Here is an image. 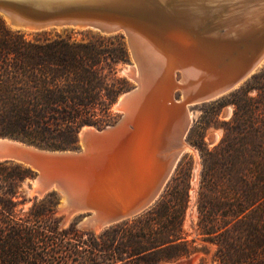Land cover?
Masks as SVG:
<instances>
[{
	"label": "trees",
	"instance_id": "1",
	"mask_svg": "<svg viewBox=\"0 0 264 264\" xmlns=\"http://www.w3.org/2000/svg\"><path fill=\"white\" fill-rule=\"evenodd\" d=\"M82 36L42 30L27 38L0 17V136L71 149L83 125L101 128L114 119L112 104L130 88L116 70L129 61L123 36ZM225 105L232 114L219 121ZM201 106L186 136L200 157L197 238L187 239L183 230L191 188L187 154L156 202L98 233L80 231L74 222L60 228L54 191L17 209L25 199L19 187L33 172L4 160L0 264H162L195 253L202 254L200 264L208 255L211 264H264V65ZM212 126L222 133L208 147L204 136Z\"/></svg>",
	"mask_w": 264,
	"mask_h": 264
},
{
	"label": "water",
	"instance_id": "2",
	"mask_svg": "<svg viewBox=\"0 0 264 264\" xmlns=\"http://www.w3.org/2000/svg\"><path fill=\"white\" fill-rule=\"evenodd\" d=\"M29 5L32 7H17L19 11L0 0V12L10 25L33 30L62 25L90 27L103 33L122 30L137 64V76L135 72L130 74L137 85L122 93L123 102L117 106L123 112L121 118L112 125L90 131L87 149H48L0 136V161H14L33 169L35 194L56 191L60 196L57 209L64 213L61 223L79 213L77 226L83 229H101L150 207L170 179L184 147L174 137L161 142L151 137L147 134L149 127L156 122H168L172 129L180 130L184 141L191 127L189 106L215 100L231 91L264 57V44L259 50H248L246 62L233 75L211 86L176 85L172 90L175 102H170L169 91L167 96L161 95L165 92L162 70L147 58L124 25L69 15L85 8L108 12L114 11V7L57 5L49 0H33ZM254 41L242 47L252 48ZM176 90L181 91L179 100L174 97Z\"/></svg>",
	"mask_w": 264,
	"mask_h": 264
},
{
	"label": "bare ground",
	"instance_id": "3",
	"mask_svg": "<svg viewBox=\"0 0 264 264\" xmlns=\"http://www.w3.org/2000/svg\"><path fill=\"white\" fill-rule=\"evenodd\" d=\"M5 1L19 10V6L32 7L29 3L33 0ZM49 1L57 5L114 7V11L108 12L85 8L69 15L94 17L124 25L138 46L146 52L147 58L162 70L165 92L162 91L161 95L167 96L169 91L170 102H175L172 90L176 85H214L233 75L246 62L248 50H259L264 44V0ZM253 39L256 41L252 43V48L242 47V44L246 45ZM176 69L181 73V81L176 79ZM135 74L137 76V71ZM124 96H119L116 107L121 105ZM176 129H172L168 122L161 121L149 127L147 134L160 142L174 137L184 149L187 148L180 130ZM90 131H94V128L85 126L80 131L84 149L88 148L87 136Z\"/></svg>",
	"mask_w": 264,
	"mask_h": 264
},
{
	"label": "rangeland",
	"instance_id": "4",
	"mask_svg": "<svg viewBox=\"0 0 264 264\" xmlns=\"http://www.w3.org/2000/svg\"><path fill=\"white\" fill-rule=\"evenodd\" d=\"M0 17L2 19H4L6 25L10 29L21 30L22 32L25 33V36L27 38H32L34 33L38 32V31H42V30L43 31L44 30L45 31H57V32L62 33L64 35L66 33H69V31H71L72 38H74L76 40H80V39L83 38L82 32H87L88 36H91L93 34H99V35L106 36V37L107 36L116 35V34H121L123 36V41L125 43V46H126V49H127V52H128L129 61L120 62L119 64L116 65L117 75L118 76H123L129 81L130 88L128 90L132 89L133 87H135L137 85L136 82L129 76V72L130 71L131 72L137 71V67H136L134 59L132 57L131 51L129 49L128 42H127V37H126L125 33L122 30H119L117 32H112V33H103V32H101L99 30H96V29H93V28H90V27H81V26H77V25L48 26V27H46L44 29L33 30V29L20 28V27H15V26L10 25L9 22H8V19L1 12H0ZM263 65H264V57L261 59V61L254 68V70L246 78H248L251 74H253L257 70H259ZM180 78H181V73L179 71H177L176 72V79L179 81ZM244 80L242 82H240L236 87L241 85L244 82ZM128 90H126V91H128ZM126 91H124V92H126ZM124 92H122V93H124ZM118 97H117V99H118ZM174 97H175L176 100H179L181 98V91L180 90H176L174 92ZM117 99H116V101H117ZM116 101L111 106V112H112V114L115 117L110 123L105 124L103 127L108 126V125H112V124L116 123L121 118L123 112H122V110H120L118 107L115 106L116 105ZM203 109L204 108H202L201 104L189 106V114H190V117H191V126L198 120V118L200 117V115L203 112ZM206 110H209V109L206 108ZM231 114H232V106L231 105H225V106H223L221 108V111L218 114V119H219V121L227 120L231 116ZM85 126L96 128V129L103 128V127L97 128V127L92 126V125H83L79 129V132ZM79 132H78V142H77L76 148H71L72 150H76L77 151V150H81L82 149V144H81ZM221 133L222 132H221L220 128H215L213 126L209 127L206 130L205 136H204V141L206 142L207 146L208 147H212L213 145H215L218 142V140H219V138L221 136ZM186 136H187V134L184 137V142L187 145V148L184 149V151L181 154L180 158L184 154H187L188 156L191 157L192 163H191V177H190L191 188H190V191H189V194H190L189 202H190V204H189V207H188V210H187V213H186V216H185V220H184V223H183V230L187 234V239H192V238H197V234H196L197 233L196 232L197 215H196V208H195L194 202H196V191H197L198 179H199V171H200V157H199L198 150L196 148L192 147L190 144H188V142L186 141ZM6 137H9V136H6ZM10 138H16V137H10ZM16 139L24 141V142H27V143H30V144H34V143H31V142H29L27 140H24V139H21V138H16ZM34 145H36V144H34ZM36 146H38V145H36ZM39 147H41V146H39ZM180 158H179V160H180ZM185 160H187V158H185ZM31 171L33 172V176L32 177H27L25 180H23L22 183H21V186L19 187V189L21 190V192L24 195L25 199L17 206V209H22L23 211L27 210L30 207V205L32 204V202H39V199H41L45 195L44 194V195L40 196V195H37V194L34 193L33 190L35 189L36 185L34 184L35 182H34V171H33V169H31ZM54 192L58 196V201H57V204H56V216L59 217V227L60 228L68 227L70 225V223L74 222L76 227L80 231L92 230L95 233H98L100 230L103 229V228H101V229L96 230V229H83V228H80L79 226H77V221H78L79 216H80L79 213L70 215L66 219V222L64 224H62L61 220L64 217V213L58 211V209H57L58 203L60 201V196H59V194L56 191H54ZM18 199H21V197H18ZM195 244L200 245V242L196 241ZM201 256H202L201 253H195V254H191L190 256H183V257L178 258L176 260L165 261L162 264H200V257ZM205 264H211V262L209 260V255L206 256Z\"/></svg>",
	"mask_w": 264,
	"mask_h": 264
}]
</instances>
